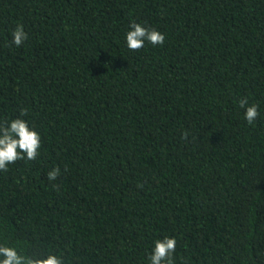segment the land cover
Instances as JSON below:
<instances>
[{
  "label": "trees",
  "instance_id": "trees-1",
  "mask_svg": "<svg viewBox=\"0 0 264 264\" xmlns=\"http://www.w3.org/2000/svg\"><path fill=\"white\" fill-rule=\"evenodd\" d=\"M132 21L163 45L130 50ZM21 109L41 147L0 171V245L149 264L169 236L175 264H264V0H0V123Z\"/></svg>",
  "mask_w": 264,
  "mask_h": 264
},
{
  "label": "clouds",
  "instance_id": "clouds-1",
  "mask_svg": "<svg viewBox=\"0 0 264 264\" xmlns=\"http://www.w3.org/2000/svg\"><path fill=\"white\" fill-rule=\"evenodd\" d=\"M26 39L27 33L23 25L18 24L12 32V42L19 47ZM145 41L152 45H163L165 34L132 21L130 30L126 33L127 47L136 51L144 47ZM239 104L242 108L247 106L245 119L248 124H252L259 116L258 105H248L247 98H241ZM26 114V110L21 109L20 117L0 123V171L6 172L8 165L17 160H35L39 155L41 137L39 132L22 118ZM187 135V132L183 133L182 138L186 139ZM59 175V167H54L48 172L47 178L54 181ZM52 186L59 188L55 184ZM176 243L175 237L164 236L163 239H157L148 257L149 264H175L173 253ZM0 264H64V259L54 253H48L46 256H28L21 254L16 247L0 245Z\"/></svg>",
  "mask_w": 264,
  "mask_h": 264
}]
</instances>
